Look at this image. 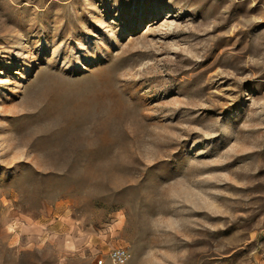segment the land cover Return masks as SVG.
Here are the masks:
<instances>
[{
    "label": "rangeland",
    "instance_id": "1",
    "mask_svg": "<svg viewBox=\"0 0 264 264\" xmlns=\"http://www.w3.org/2000/svg\"><path fill=\"white\" fill-rule=\"evenodd\" d=\"M120 247L264 264V0H0V264Z\"/></svg>",
    "mask_w": 264,
    "mask_h": 264
},
{
    "label": "built area",
    "instance_id": "2",
    "mask_svg": "<svg viewBox=\"0 0 264 264\" xmlns=\"http://www.w3.org/2000/svg\"><path fill=\"white\" fill-rule=\"evenodd\" d=\"M114 264H124L129 258V252L124 248H114L109 253Z\"/></svg>",
    "mask_w": 264,
    "mask_h": 264
},
{
    "label": "bare ground",
    "instance_id": "3",
    "mask_svg": "<svg viewBox=\"0 0 264 264\" xmlns=\"http://www.w3.org/2000/svg\"><path fill=\"white\" fill-rule=\"evenodd\" d=\"M1 8H2V7H1ZM1 10H2V9H1ZM7 14H8V12H7ZM16 14H17V13H16ZM9 16H10V15H9ZM9 16H8V17H9ZM9 19H10V18H9Z\"/></svg>",
    "mask_w": 264,
    "mask_h": 264
}]
</instances>
